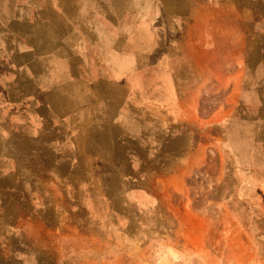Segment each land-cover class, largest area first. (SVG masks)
Segmentation results:
<instances>
[{
    "label": "rangeland",
    "instance_id": "374dc122",
    "mask_svg": "<svg viewBox=\"0 0 264 264\" xmlns=\"http://www.w3.org/2000/svg\"><path fill=\"white\" fill-rule=\"evenodd\" d=\"M126 7L97 23L143 62L94 76L110 118L67 146L77 176L23 155L0 93V264H264V0Z\"/></svg>",
    "mask_w": 264,
    "mask_h": 264
},
{
    "label": "crops",
    "instance_id": "0c3cea01",
    "mask_svg": "<svg viewBox=\"0 0 264 264\" xmlns=\"http://www.w3.org/2000/svg\"><path fill=\"white\" fill-rule=\"evenodd\" d=\"M47 1L54 3L47 8ZM65 1L0 0V80L4 81L0 93L8 97L3 107L5 123L9 120L6 130L20 127L23 155L32 153L35 160L45 164L48 157L58 177L77 176L78 167L81 168L80 159L74 156L62 160L67 146L84 141L92 127L100 129L101 123L103 127L108 124V115L107 120L95 119L94 98L104 96L105 92L95 95L94 76L104 78L103 71L108 69L113 74L123 75L120 76L123 80L125 72L143 62L141 48L133 55H125L117 40L103 42L110 32L121 29L115 24L110 27L98 24L99 17L103 21L119 18L123 6L135 12L147 2ZM99 37L102 41L95 40ZM97 48L102 51V56L96 54L100 57L94 56ZM127 62H132L129 65L133 66L127 68ZM106 79L109 80V76ZM74 81L81 83L79 89ZM89 110L88 117L85 112ZM3 125L4 121L0 120V127ZM19 137H9V145L12 139ZM110 153L111 149H101L86 155L95 162L96 169L109 170L112 167ZM9 156L13 157L10 149ZM15 172L11 166L9 175L14 177Z\"/></svg>",
    "mask_w": 264,
    "mask_h": 264
}]
</instances>
